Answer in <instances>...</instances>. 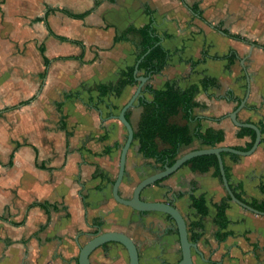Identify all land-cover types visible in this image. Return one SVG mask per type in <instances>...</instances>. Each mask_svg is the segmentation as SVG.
Masks as SVG:
<instances>
[{"label": "crops", "instance_id": "1", "mask_svg": "<svg viewBox=\"0 0 264 264\" xmlns=\"http://www.w3.org/2000/svg\"><path fill=\"white\" fill-rule=\"evenodd\" d=\"M150 22L170 61L146 84L162 89L178 81L183 89L214 79L196 95L194 115L205 127L225 131L221 145L250 141L230 117L243 99L238 119L264 125V0H0V264H79L80 247L101 229L128 234L141 264L182 258L178 232L162 212H139L112 193L127 137L115 116L138 81L118 97L98 90L135 69L141 36L129 30ZM142 100L126 114L135 132ZM170 121L194 133L196 123L182 112ZM262 139L251 155L224 158L230 182L249 201L264 200V133ZM156 141L160 150L169 146ZM205 147L194 138L179 155ZM161 168L132 145L121 195L132 197L136 185ZM213 171L183 165L142 195L172 202L192 222L188 191L196 181L206 192L208 215L198 241L204 256L194 252L195 264H264V215L230 201V223L222 230L229 234L218 238L215 205L228 193ZM90 259L129 264L127 249L117 242L98 247Z\"/></svg>", "mask_w": 264, "mask_h": 264}, {"label": "trees", "instance_id": "2", "mask_svg": "<svg viewBox=\"0 0 264 264\" xmlns=\"http://www.w3.org/2000/svg\"><path fill=\"white\" fill-rule=\"evenodd\" d=\"M69 14L76 18L85 16V13ZM132 31L137 32L141 36V53L138 58H140L149 48H152L141 61L139 70L142 71L145 76L153 73H163L169 65L170 52L164 48L161 42L162 36L156 33L152 22L144 27L129 30V32ZM125 34H127V32ZM116 39L118 40L120 37H117ZM215 82L216 81L212 78H205L199 83L190 84L183 89L178 86V81L169 82L162 89H156L150 84H146L144 90L146 94L150 95V98H148L146 94L143 95L142 102L144 111L142 113L138 130L135 132L132 145H135L138 151L144 156L156 158L162 164V168L166 163L172 165L179 156L180 147L182 145L191 144L194 138L201 139L203 144L208 147L221 146L222 142L225 140V131L214 127H205L203 119L194 115V109L200 106V103L196 100V95L202 89L215 84ZM136 83L134 67H130L123 71L122 76L117 83L100 84L98 90L101 96L112 94L113 96L118 97L122 94L127 85H134ZM180 112H182L184 118L196 123L193 134L188 125H178L170 121L172 116L177 115ZM259 127L263 134L264 125L260 124ZM239 136H249L250 141L247 142L245 146H239L236 148L248 150L252 147L255 141L256 131L249 127H242ZM157 138L166 142L169 145L168 148L160 150L156 141ZM222 156L223 158L230 156L234 161L241 158L240 155L230 152H223ZM184 165H191V168L194 171L200 172H206L213 168L214 176L222 180L218 157L215 154H205L193 157ZM225 169L230 182V167L225 164ZM230 186L240 200L264 211V200L249 201L245 198L240 187L234 186L231 182ZM182 194L183 193H181V195ZM188 194L192 200L191 215L195 218L190 223V239L192 241H199L205 234V218L208 215L206 192L199 187L196 181H192L190 183ZM230 201L231 198L228 195L226 199L215 205L217 212L214 217V223L220 228V231L217 233L220 240H224L229 234L222 230L226 229L230 223L227 215ZM40 205L44 207L46 206L45 204Z\"/></svg>", "mask_w": 264, "mask_h": 264}, {"label": "water", "instance_id": "3", "mask_svg": "<svg viewBox=\"0 0 264 264\" xmlns=\"http://www.w3.org/2000/svg\"><path fill=\"white\" fill-rule=\"evenodd\" d=\"M152 48H149L138 60L135 65L134 69V77L136 81H138L137 89L131 99L121 108L120 112L117 117L126 127L127 129V137L126 141L122 147L121 155H120V162H119V171L117 178L113 184L112 193L114 198L125 205L132 207L133 209L145 213V212H152L158 211L165 213L170 216L172 220H174L178 233L179 239L181 244V251H182V258L176 264H195L194 262V252H197L199 255L204 256L202 251L199 248L198 241H191L189 236V228L188 222L182 212L170 201H157L151 199H145L142 195V192L145 188L150 185L156 184L158 181L163 180L170 175L174 174L178 171L188 160L192 159L193 157L205 155V154H215L218 157L219 161V168L221 171V177L223 181V185L231 198V201L241 205L242 207L260 214L264 215V211H261L245 202L240 200L232 190L230 186L229 179L226 174L225 169V162L222 156L223 152H230L235 153L241 156H248L254 153L257 148L259 147L262 141V130L260 127L253 123V122H242L238 119V112L245 106L246 99H243L239 106L230 113V117L232 121L238 127H249L256 131V138L252 145V147L248 150H241L235 147H229L221 145L219 147H205L201 149H195L189 151L187 153L179 155L175 162L172 165L166 163L163 168L156 171L155 173L145 177L142 179L135 187L132 197L125 198L120 193V186L124 180L126 175V162L129 150L132 147L134 136H135V129L132 123L127 118L126 114L127 111L135 105V101L138 103L143 98V88L147 83L150 74L139 75V65L144 57L150 52ZM109 242H117L127 249L129 255V264H141L140 263V252L136 242L126 233L122 231L116 230H109V231H102L99 230L97 233H94L92 237L80 247V254H79V264H93L91 262L90 256L94 250L98 247L109 243Z\"/></svg>", "mask_w": 264, "mask_h": 264}, {"label": "flooded vegetation", "instance_id": "4", "mask_svg": "<svg viewBox=\"0 0 264 264\" xmlns=\"http://www.w3.org/2000/svg\"><path fill=\"white\" fill-rule=\"evenodd\" d=\"M164 215H165V217H166V221H168L169 223H170V225L172 226V228H174L175 229V231H177L178 232V230H177V227H176V224H175V222H174V220H172L171 218H170V216L169 215H167V214H165V213H163ZM186 218V217H185ZM186 220H187V222H188V228L190 229V223L191 222H189V220L186 218ZM178 236H179V233H178ZM189 236H190V232H189ZM191 240V239H190ZM192 241V240H191Z\"/></svg>", "mask_w": 264, "mask_h": 264}]
</instances>
